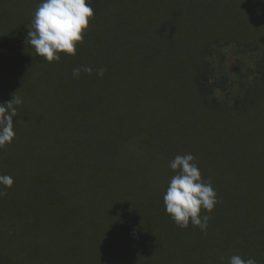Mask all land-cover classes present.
I'll list each match as a JSON object with an SVG mask.
<instances>
[{"label": "trees", "instance_id": "trees-1", "mask_svg": "<svg viewBox=\"0 0 264 264\" xmlns=\"http://www.w3.org/2000/svg\"><path fill=\"white\" fill-rule=\"evenodd\" d=\"M40 2L0 0V103L23 100L0 148V264L264 263V38L246 25L264 0H92L59 63L26 43ZM233 47L260 51L235 77ZM187 153L220 201L206 231L165 211Z\"/></svg>", "mask_w": 264, "mask_h": 264}, {"label": "clouds", "instance_id": "clouds-1", "mask_svg": "<svg viewBox=\"0 0 264 264\" xmlns=\"http://www.w3.org/2000/svg\"><path fill=\"white\" fill-rule=\"evenodd\" d=\"M92 0H41L26 37V43L34 49L37 56L49 63H59L61 54L77 55L78 45L84 42V34L95 19ZM105 68L95 70L98 78H103ZM81 73L93 74V68L80 65L72 69V76L78 79ZM23 100L13 95L12 100L0 103V148L14 142V118L17 106ZM19 121L16 122L18 124ZM174 173L163 195L165 211L176 225L187 229L190 225L206 231L211 215L220 203L211 180H205L193 154L176 155L169 161ZM14 185L10 175L0 174V197ZM208 213V214H205ZM228 264H257L254 258L232 255Z\"/></svg>", "mask_w": 264, "mask_h": 264}, {"label": "rangeland", "instance_id": "rangeland-1", "mask_svg": "<svg viewBox=\"0 0 264 264\" xmlns=\"http://www.w3.org/2000/svg\"><path fill=\"white\" fill-rule=\"evenodd\" d=\"M254 15L256 16V14ZM246 25L248 26L247 28L249 29V31L253 34L252 37L261 36L264 38V19L260 22L258 21V23H256V20L246 22ZM257 26H261V28H258ZM226 54V59L224 58L221 62L220 69L226 75H232L233 77L237 76L240 72H243L245 69L251 68L254 62L260 58V51L258 49H247L240 51V49H235V47H233L231 49L226 50Z\"/></svg>", "mask_w": 264, "mask_h": 264}]
</instances>
